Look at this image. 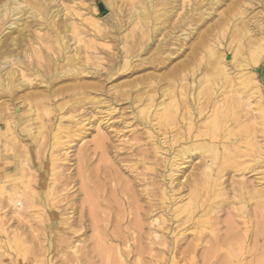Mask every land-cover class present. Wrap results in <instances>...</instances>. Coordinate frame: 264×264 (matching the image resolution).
Masks as SVG:
<instances>
[{"label": "bare ground", "instance_id": "bare-ground-1", "mask_svg": "<svg viewBox=\"0 0 264 264\" xmlns=\"http://www.w3.org/2000/svg\"><path fill=\"white\" fill-rule=\"evenodd\" d=\"M130 1V29L121 28L124 33L118 36L122 66L113 63L102 79L99 70L69 54L67 33H74V45L83 41L82 36L71 24L59 22L55 0H0V252L4 264H243L245 254L256 255L253 263L258 264L260 230L238 226L233 217H243L244 210L231 211L235 197L227 186L231 167L252 170L262 162V154H245L249 157L237 160L243 156L236 143L240 134L224 136V142L234 139L229 144L237 150L233 155L227 144L220 146L213 139L230 124L241 125V139L246 134L248 145L258 148L255 131L264 122V109L257 99L262 92L256 78L264 35L252 36L261 31L260 24L251 31L244 0H231L221 12L217 9L225 0H193L165 35L162 31L176 14L173 3L178 0ZM28 24L36 27L35 35L25 36ZM91 25L92 34H97L98 22ZM160 34L165 35L162 40L157 39ZM166 37L172 40L168 49H164ZM24 39L30 48L22 46ZM84 43L86 47L88 42ZM80 48L77 45L76 52ZM52 49L62 56L44 52ZM222 50H230L228 62ZM46 57L51 69L41 76L34 63L44 65L46 60L41 61ZM57 61L64 63L57 67ZM21 67L34 77L45 75L40 81L43 88L34 89L39 85L24 79ZM121 68L126 76L145 73L111 91L104 82ZM84 75L94 79L83 80ZM202 83L208 96L200 91L189 94ZM25 89L34 90L19 95ZM254 94L255 107L252 113L248 110V123L242 125L248 116L244 117L248 108L242 96ZM100 95L108 102L105 114L99 109L102 99L95 98ZM117 103L131 108L134 128L129 139L113 144L104 117L116 111ZM92 127L96 129L92 139L70 150ZM187 157L201 160L191 171L192 178L183 181L179 175ZM232 182L235 203H245L246 181ZM256 184L251 200L264 191L260 181ZM186 189L189 199L186 196L183 202ZM221 214L228 216L222 219ZM250 241L252 248H247Z\"/></svg>", "mask_w": 264, "mask_h": 264}, {"label": "rangeland", "instance_id": "rangeland-1", "mask_svg": "<svg viewBox=\"0 0 264 264\" xmlns=\"http://www.w3.org/2000/svg\"><path fill=\"white\" fill-rule=\"evenodd\" d=\"M55 1H56L54 4V5H56L55 8L59 9V15H58L60 18L59 22L63 21L62 22L63 24L64 23L67 25L71 24V27L75 28V30L80 32L79 37L82 36L83 41L79 42L78 44L75 43V45H74L73 38H72L74 36V33L70 32V31L67 33L65 40H66V44L68 46H70L69 47V49L71 50L69 53L70 55L73 53L77 54V57H78L77 61L80 60V62L82 61V63H84L86 65L88 64L89 66L93 67L97 71L99 70V72H101V75L99 78H102V79L104 78V75L107 72V70L109 69L110 65H112L113 63H114L113 65L116 68H119L120 66H122L121 60H122V56H123V50L120 47V46H122V42H121L122 40L119 39L118 36L121 37L122 34L124 33V31H121V28H122V30H125V31H128L130 29L128 21H127V16H128L129 10H130L129 7H131V3H130L131 1L130 0H118V1L117 0H110L111 5L107 4L108 0H75L73 2H71L70 0H55ZM194 1L193 0H178L175 3H173V5L176 6L175 7V10H176L175 13L176 14L172 17L173 19L170 18L168 20L167 28L164 29L162 31V33L167 35L168 31L175 26L177 20L184 14V12L189 10L190 7L194 4ZM224 2L225 3L223 5L218 7L217 12H221L222 10H224L226 8V4H229L231 2V0H225ZM243 2L245 3V6H246V9H245V15L247 16L246 21H248V25H249L251 31L254 32V30L257 29L256 26H259V24H260L261 31L259 33L254 32V35L252 36V38L256 39V38L262 37L264 35V0H244ZM49 6H53V4L52 5L49 4ZM53 10H54V8L52 7V9L50 11H53ZM216 17H217V15L215 16V18ZM93 20L98 22V24H99L100 31L97 32V34H99L98 36L96 33L92 34L93 30H92L91 23L94 22ZM77 24H78V26H76ZM34 27L35 26H31L30 24H28V26L25 29V36L28 34H34L35 35L37 32L35 29L36 27L35 28ZM77 27H78V29H77ZM43 32H44V30L41 31L40 33L43 34ZM88 32H89V34H88ZM164 34H160L157 37V39L162 40L163 37L165 36ZM177 34L178 33H176V35ZM14 36H17V35H14ZM195 37H196V34L192 37L193 39L190 38L187 41V43L192 42ZM29 38H31L30 35H29ZM168 38L169 37H166L167 43L164 44V49L166 47L169 48V46H171L170 43L172 40L170 38L169 39ZM86 40H88V41H86ZM84 41L88 42V44L85 45L86 47H83L85 44ZM89 42H90V44H89ZM27 43L28 42L26 41V39H24L21 44L23 47L30 48V45ZM80 43H83V44H80ZM156 43H157V41H154V43H152L150 45L151 48H153ZM77 45H81L79 52H76ZM87 46H89L90 48ZM168 48H166V49H168ZM52 50L53 51L50 50L51 52L50 51L47 52V50H45L44 52H46V53H52L53 52V54H56V56L52 55V56H55V58L57 56H62L57 49H55V50L52 49ZM56 51L58 52V54L56 53ZM222 51H223V53H226V56H225L226 59L225 60L228 62L231 58L230 50H222ZM18 52L19 51H16V53H18ZM44 54H43V56H44ZM262 54H263V56H261V57H263V59L261 60V64L259 65L258 72H257L258 77L256 78L257 84H259V86L261 87L262 96H260V98H257V94H254V97H252V98L247 97V95L242 96L243 100H245L244 101L245 105H246L245 108H248V109H246L247 113H246V111H244V113H245L244 117L246 116V114L248 116L246 117V119L242 118L245 120V121H243L242 125L245 124L249 120L248 118L250 117L251 113L253 112V111H251V108L253 106L255 107V105H254L255 100H256L255 98L261 100L262 106L264 109V53H262ZM145 55L146 54H142V56H145ZM182 58L183 57L181 56V57H179V59H176L175 61L181 60ZM44 60H46V63H44V65L41 63L42 66H41V64L37 65V62L34 63V66L38 67L40 69L39 73L41 76L44 72L48 73L49 70L51 69V68H48L49 66L47 67V65H46L47 63H48V65H51V62L48 60V58L47 57H46V59L43 58L41 62H45ZM111 61H113V62H111ZM62 62L63 61H60V62L57 61V67H58L59 63H60L59 66H62V64L64 63V62L63 63ZM13 67H16V64H13ZM52 67L55 68V65L54 66L52 65ZM21 68L25 70V71L23 70V72H25L24 73L25 76L23 77L24 79H32V80L34 79L33 82H35L36 84L39 85L38 88H34V89H42L43 88V86H41L42 84H40V81L45 78V75L43 76L44 78L39 77V76L34 77L24 67H21ZM230 69L232 70V68H230ZM42 70H43V72H42ZM113 71H115V68ZM118 72L119 73H116V74L113 73V75H111L110 79H108L104 82L105 86L110 88L109 90H111V91L115 90L116 85H119L125 81H128L132 78H135V77L140 76L141 74L145 73V71H142L140 73L133 74L131 76H126L125 75L126 73H124L122 71V68ZM198 77H197V79H198ZM82 79L92 81V79H94V78H91L89 75H84V78H82ZM204 86H205V83H202L200 85H196L195 86L196 88L194 87L193 90H190L189 94L191 93L193 95H196L200 91L199 93H201L200 94L201 96H203V97L208 96L207 95L208 93H206L207 88ZM203 88H205V89H203ZM34 89H30V90L25 89V90L19 91L18 93H19V95H22L24 92L31 91ZM100 96H96L95 98L99 97V99L100 98L102 99V103H100L99 109L102 108V109H100V111L102 110L101 112L102 113L104 112V114H105L106 110H104V109L106 108V104L108 102H107V99H105L104 95H100ZM103 105H104V107H103ZM115 106H116L115 107L116 111H114L112 114L104 117V118H107L106 119L107 120L106 130L109 132V135L111 136V141L113 142V144L120 141V140L123 141V140L129 139V137L131 136L130 130L132 128H134V124L130 125V123H132L131 108L128 107L127 104H124V103H122V104L117 103V105H115ZM249 109H250L251 113L248 112ZM254 111L256 112L255 109H254ZM95 117H92L91 119L95 120L96 119ZM199 117L200 116H198V118ZM124 118H128L125 123L123 121ZM106 120H104V122ZM127 122H129V124H127ZM97 123H95L96 126H97ZM261 123L259 122V124H257V131H255V134H256L255 135L256 136L255 141H257L256 147H258L257 149L255 147H252V146L250 147V145H248V143L246 141L247 139H245L247 137L246 134L244 135L245 137H242V139H241L240 136L244 133L243 127L241 128V125L240 126L236 125L237 126L236 127L235 124H230V126L225 127L226 130L225 129L221 130L220 132H218L219 134L216 133L215 134L216 138L213 139V142H216V143L219 142L220 146L222 145V143L227 144L228 149L230 151V154L233 155V154L237 153V150L234 149L233 147H231L233 144L232 145H229V144L231 141H234V139H233V137H231L230 140H228L227 142H224V138H225L224 136H227V135H225L226 132H227V134L228 133L229 134H237L238 133L240 135H236V141H237L236 143L240 144L241 149L243 150V153H241L240 155L243 154V156L242 157L237 156L238 157V158H236L237 160H241L243 158L246 159L250 156V154H256L259 152H260V155L262 154L260 156V157H262L261 158L262 162L260 164H258V166H256L252 170H246V169H245L246 171L244 169L238 170L239 168H241L240 166L238 168L231 167L232 169L230 168V172L228 175V178L230 177L231 180H230V178L228 179L229 185L227 186V188L229 189V192L231 193V197H235L234 199H231V202H230V208L231 207L234 208V209H231V211L237 213V211H238L237 208H239V207L243 208V210H244L243 217H239V216L233 217L235 219V221L238 222V226L241 229L246 228V229L250 230V232H252V229H255V228L260 230L261 237L259 240L260 241L259 242V247H260L259 253L260 254L258 253V259H257L258 264H264V261H262V260H264V251H263L264 250V231H263L264 230V223H263L264 222L263 221V219H264V191L261 195L256 194V196L259 199L256 196H252V200H251L250 194L251 193L255 194L254 190L258 189L259 186L256 184L257 181H260V183H261L260 187L264 188V131H263L264 130L263 129L264 128V122L262 124ZM104 125H105V123H104ZM234 126L236 127L235 129H233ZM88 133H90V134L85 139H83V141H82L83 143L81 141H79L77 143L74 142L73 148H71L70 150L76 151L79 146L84 144V141L91 140L93 135H95V133H96L95 127L91 131H89ZM166 135H169V134L167 133ZM249 137H250V135H249ZM203 138H207V136L203 137ZM218 139H220V140L223 139V140L220 141ZM243 141H244V143H243ZM184 143H185V145L188 144L187 142H183V144ZM238 144H235V145H238ZM245 154H249V156L248 155L246 156ZM200 160L201 159L198 157H195V158L187 157V158H185L183 160V163L181 166L182 172L179 175L181 178L180 180L185 181L188 177L192 178V176H190V174L192 172H195V170H196L195 166L199 165ZM206 160L208 161V158H206ZM232 174H233V176H232ZM233 180L234 181L244 180V181H246L247 185L249 186L248 187L249 191L247 193L245 192V194L242 197L245 200V203H243V204L235 203L237 201V197H236L237 193L235 191H232L233 184H234L232 182ZM182 194H183V196L185 195L183 197L184 198L183 202L187 201V199H189V197H188L189 189H186L185 191H183ZM186 196H187V199H186ZM215 202H217V200H215ZM178 204H180V203H178ZM253 206L255 207V209L253 208ZM260 213L262 215H260ZM221 215H222L221 216L222 219H225L228 216L227 214H221ZM223 216H225V217H223ZM221 218H220V220H222ZM260 226H263V227H260ZM189 238H191V237L189 236ZM251 242L252 241H250L248 243L247 248H250V247L252 248L253 242L252 243ZM0 245H2V243H0ZM0 251H1V249H0ZM1 252H0V264H4L5 256H3L1 254ZM255 256L256 255H248V254H245L244 256L242 255L241 256L243 258L242 263L246 259V261L243 264H249V263L254 264L253 261L255 262V259H256ZM259 257H261V258H259ZM249 258H251V260H250V262L249 261L247 262V259L249 260ZM260 262H262V263H260Z\"/></svg>", "mask_w": 264, "mask_h": 264}]
</instances>
